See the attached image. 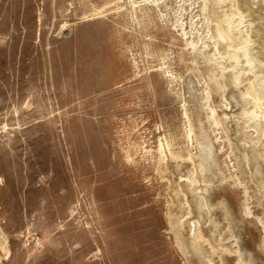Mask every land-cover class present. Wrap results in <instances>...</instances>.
<instances>
[{
	"label": "rangeland",
	"instance_id": "1",
	"mask_svg": "<svg viewBox=\"0 0 264 264\" xmlns=\"http://www.w3.org/2000/svg\"><path fill=\"white\" fill-rule=\"evenodd\" d=\"M0 237V264H264V0H0Z\"/></svg>",
	"mask_w": 264,
	"mask_h": 264
},
{
	"label": "bare ground",
	"instance_id": "2",
	"mask_svg": "<svg viewBox=\"0 0 264 264\" xmlns=\"http://www.w3.org/2000/svg\"><path fill=\"white\" fill-rule=\"evenodd\" d=\"M187 237V236H186ZM0 246L2 245L3 246V239H1V237H0ZM6 252V251H5ZM3 256V255H2Z\"/></svg>",
	"mask_w": 264,
	"mask_h": 264
}]
</instances>
